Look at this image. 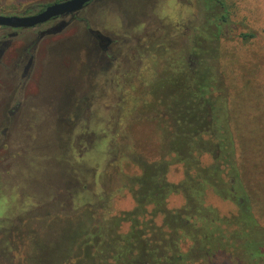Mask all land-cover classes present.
Wrapping results in <instances>:
<instances>
[{"label":"rangeland","instance_id":"obj_1","mask_svg":"<svg viewBox=\"0 0 264 264\" xmlns=\"http://www.w3.org/2000/svg\"><path fill=\"white\" fill-rule=\"evenodd\" d=\"M57 1L0 0V14H35ZM231 1L236 22L220 42L221 68L244 182L264 226V0ZM203 14L199 0H100L43 36L49 23L11 36L0 27V40L9 42L0 59V264H75L72 255L58 263L60 238L98 194L117 190L108 203L112 214L133 209L129 190H118L122 174L108 168L111 143L122 151L161 149L166 125L142 99L152 97L149 88L172 49L194 42ZM249 31L254 40L239 38ZM94 32L110 39L107 52ZM169 170V181L183 180L181 165ZM184 202L173 194L168 208ZM205 203L222 215L237 212L212 191ZM129 229L125 222L121 232ZM111 261L145 263L125 245ZM212 264L241 263L226 255Z\"/></svg>","mask_w":264,"mask_h":264},{"label":"trees","instance_id":"obj_2","mask_svg":"<svg viewBox=\"0 0 264 264\" xmlns=\"http://www.w3.org/2000/svg\"><path fill=\"white\" fill-rule=\"evenodd\" d=\"M199 1L204 14L194 42L172 49L170 62L149 88L150 102L142 99L155 111L154 118L166 125L161 128L163 146L157 152L156 147L146 153L136 146L128 150L123 146L122 151L114 140L109 149L108 168L115 166L123 177L118 190L128 189L135 206L112 214L108 203L117 190L98 194V202L90 201L88 210L73 221L70 235L60 238L58 263L72 255L77 264H113L111 260L125 245L144 264H212L226 255L241 264H264V226L244 182L221 68L220 42L236 22V4ZM256 36L249 31L239 38L250 42ZM8 44L0 40V55ZM122 137L126 140L129 135ZM173 165L183 167L179 183L167 178ZM132 168L137 173H130ZM209 191L232 201L237 212L222 215L206 205ZM173 194L184 197L180 208H168ZM125 222L130 229L123 234Z\"/></svg>","mask_w":264,"mask_h":264},{"label":"water","instance_id":"obj_3","mask_svg":"<svg viewBox=\"0 0 264 264\" xmlns=\"http://www.w3.org/2000/svg\"><path fill=\"white\" fill-rule=\"evenodd\" d=\"M94 0H63L46 6L43 10L30 15L0 14V27L13 29L31 28L43 24L54 17L74 14ZM61 27L56 31H60Z\"/></svg>","mask_w":264,"mask_h":264},{"label":"flooded vegetation","instance_id":"obj_4","mask_svg":"<svg viewBox=\"0 0 264 264\" xmlns=\"http://www.w3.org/2000/svg\"><path fill=\"white\" fill-rule=\"evenodd\" d=\"M60 1H63V0H59V1H57V2H60ZM96 1H100V0H94V1H92V2H90V3H88L83 9H85L86 7H88L89 5H91L93 2H96ZM55 3V2H54ZM48 6V5H47ZM44 9V8H43ZM43 9H41V10H43ZM82 9V10H83ZM40 10V11H41ZM82 10H80V11H82ZM80 11H78V12H80ZM78 12H76V14L78 13ZM38 13V12H37ZM75 14V13H74ZM73 14V15H74ZM69 15H72V14H69ZM67 16V15H66ZM63 17H65V16H59V17H54V18H52L51 20H49V21H47V22H45V23H43V24H39V25H37V26H35V27H31V28H37V27H39V26H41V25H44V24H50V27H48V29L47 30H44V31H40V33H39V36H43V35H45V34H47V33H54V31H56V29L57 28H59L60 26H58L57 25V21L59 20V19H61V18H63ZM76 17V16H75ZM74 17V18H75ZM57 25V26H56ZM3 28H7V27H3ZM7 29H10V30H12V32L11 33H9L8 34V36H11V35H13V34H17V32L16 31H18V30H22V29H30V28H19V29H13V28H7ZM94 35L96 36L95 38L97 39V41H100L101 42V44L100 45H102L103 46V48H104V52H107L106 51V48H107V46H109V45H107V42L109 41L110 42V39L109 38H106L105 36H103L100 32H94ZM104 42V43H103ZM106 42V43H105ZM8 46V45H7ZM4 51H5V49L1 52V55H0V59H1V57H2V55H3V53H4ZM30 64H31V61H30V63L28 62V64L26 65V67H25V72H27L29 69H30Z\"/></svg>","mask_w":264,"mask_h":264}]
</instances>
